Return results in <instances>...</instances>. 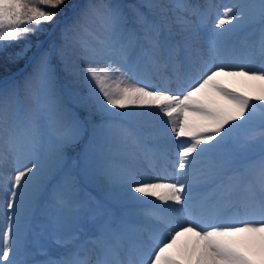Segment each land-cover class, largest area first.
Wrapping results in <instances>:
<instances>
[{"label": "snow or ice", "instance_id": "obj_1", "mask_svg": "<svg viewBox=\"0 0 264 264\" xmlns=\"http://www.w3.org/2000/svg\"><path fill=\"white\" fill-rule=\"evenodd\" d=\"M67 4L0 0V57L30 69L0 81V165H15L10 189L0 180L9 191L0 264H264V95L220 79L264 83V0H235L214 21L210 0H143L131 18L114 0H87L61 29L62 43L45 47L39 35L57 27ZM239 32L248 34L244 47L233 43ZM57 59L82 89L71 106ZM92 117L77 167L123 190L119 217L82 198L67 174L55 176ZM145 118L166 125L145 157L167 160L174 137V171L150 174L100 149L101 135L116 128L139 147L130 124ZM45 200L50 211L34 230Z\"/></svg>", "mask_w": 264, "mask_h": 264}, {"label": "bare ground", "instance_id": "obj_2", "mask_svg": "<svg viewBox=\"0 0 264 264\" xmlns=\"http://www.w3.org/2000/svg\"><path fill=\"white\" fill-rule=\"evenodd\" d=\"M191 2L204 4L206 0H191ZM233 2H235V0H217L215 3L211 2L213 5L217 6L213 8V21L216 19L218 14L223 13L224 5L231 4ZM142 3L143 0H141V4ZM77 5L81 6V4H78L77 2L73 6V9H75ZM225 27H228V25H225ZM212 28H214V22L208 25L209 30H211ZM247 38V33L239 32L233 36V43L237 47H244ZM99 62L101 63V65H103L107 62V59H99ZM220 79L221 82L229 88H233L249 96L264 95V83L262 82L244 81L242 78L230 77H222ZM175 89L176 85L174 84L173 91H175ZM162 120L166 121L167 117H163ZM96 123H98V120L93 123V125ZM165 127L166 125L161 120H156L155 118H145V120L142 122H132L130 124L132 132L139 140V147H132L127 141H125L119 128L113 129L110 133H108L107 137L101 135L99 139V147L101 150L106 151L110 156H112L117 164L138 166L144 170L149 171L150 174L152 168H156L161 172H163V170L167 168V171L170 173L174 171V169L171 167V164L169 162L177 159L178 156L177 142L174 137L171 141H169L167 160L160 155L149 154L148 157H145L144 155V152L147 151L152 144L156 143L161 138L162 134L159 130ZM130 152L131 155H129ZM96 178L102 192L100 193L99 197H95V202L99 203L107 211L119 217L124 212V205L127 203L123 195V190L118 186H114L104 182L99 177ZM102 200H104V203ZM108 202H110V206L106 205ZM157 203L159 202L157 201ZM186 242L187 237H181L177 241V244L179 246ZM91 258L92 260H95V256H92Z\"/></svg>", "mask_w": 264, "mask_h": 264}, {"label": "rangeland", "instance_id": "obj_3", "mask_svg": "<svg viewBox=\"0 0 264 264\" xmlns=\"http://www.w3.org/2000/svg\"><path fill=\"white\" fill-rule=\"evenodd\" d=\"M217 0H210V2L215 3ZM81 4V6L87 2V0H68L67 4V12L64 14L62 13L61 16L57 18V27L49 28L46 35L43 38H38L45 47L49 45L55 44L60 45L62 43V36H61V29L66 25L70 24L74 15L73 6L75 3ZM114 2L119 3L123 6L125 12L131 16L133 15L136 6L141 5V0H114ZM127 4V5H126ZM217 4V3H216ZM6 26V25H5ZM4 26V28H5ZM6 30V29H3ZM37 39L32 41L33 45H35ZM33 49L29 50L28 55L32 54ZM70 51V50H69ZM72 67L75 71H83L84 65L81 61L75 58H70ZM74 60V61H73ZM21 62L23 61L20 60ZM56 66L57 72V80L58 84L63 90L65 100L69 104L72 105L74 95L77 92L82 91V89L73 83L72 78L70 77L69 73L64 69L63 62L57 59L54 62ZM30 69L26 68V60H24L22 67L15 69L12 73L3 74L0 76V81L11 80L12 78H18L22 72H26ZM82 118L86 115L83 109L80 110ZM97 121L96 117L91 118V122L87 126L88 134L79 142V146L74 148L73 150L66 153L65 160L61 166V170H59L55 176L56 179L62 178L65 174L69 176L70 179L74 180L77 185V191L80 193L82 198L85 197H92L94 202L95 197L100 195L102 192L100 189V185L97 181L95 176L89 175L83 172L79 167H77V156L79 153L83 152L87 149L89 144V138L92 135V127L93 123ZM15 174V165L11 160L5 161L2 165H0V180H7L8 182V189L11 187V177ZM9 198V191L3 187H0V232H2L6 225H7V200ZM104 203V200H102ZM110 206V202L106 204ZM50 211L47 201L45 200L42 202L35 210V218L33 221L34 230H39L45 220L47 219V213ZM2 246V245H0Z\"/></svg>", "mask_w": 264, "mask_h": 264}, {"label": "trees", "instance_id": "obj_4", "mask_svg": "<svg viewBox=\"0 0 264 264\" xmlns=\"http://www.w3.org/2000/svg\"><path fill=\"white\" fill-rule=\"evenodd\" d=\"M66 12H67V7H65V9L63 10L64 14ZM21 26H27V25H21ZM51 26L52 25H46L45 27L49 29V28H51ZM10 27H12V25H6L4 29L8 30ZM46 33L47 32L41 33L38 38H43V36L46 35ZM28 39L30 41H34L35 39H37V36L29 35ZM22 44H23V41L15 42L13 44V47L8 49L9 54H11L17 48H19ZM23 62H24V60L22 62L19 60V61H16L13 63L11 61H5L2 57H0V76L3 74L12 73L13 70L21 67Z\"/></svg>", "mask_w": 264, "mask_h": 264}]
</instances>
